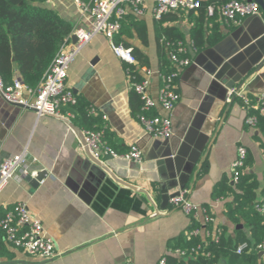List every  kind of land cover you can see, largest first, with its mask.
Wrapping results in <instances>:
<instances>
[{
  "label": "crops",
  "instance_id": "1",
  "mask_svg": "<svg viewBox=\"0 0 264 264\" xmlns=\"http://www.w3.org/2000/svg\"><path fill=\"white\" fill-rule=\"evenodd\" d=\"M154 1L144 0L145 13L137 17L146 23L147 44L135 33L126 41L128 48L147 56L149 64L137 71L140 80L144 68L155 72L148 90L156 98L162 85L156 72L162 71ZM45 5L73 27L85 24L72 0H46ZM171 14L176 20L163 26L184 32L190 51V18L176 11ZM259 20L264 22L261 10L237 26L218 18L221 39L190 51L191 64L175 81L180 101L171 113L169 139L152 138L139 122L141 101L131 89L136 80L130 64L113 55L103 35L85 45L69 67L66 86L101 117L110 147L124 152L137 145L143 154L141 163L105 156L96 164L80 147L69 117L37 118L32 110L0 97V164L26 150L36 159L35 166L46 172L36 188L19 176L10 180L0 192V210L25 202L60 253L52 260L35 259L13 248L1 233L0 264H122L127 259L133 264H157L162 255L176 249L172 248L175 238L190 225V218L169 204L180 185L191 202L209 207L215 227L225 226L232 233L234 225L223 215L224 200H214L212 191L223 175L230 177L239 145L245 146L251 161L245 170L256 178L257 196L264 195V135L245 124L247 112L240 100L226 101L229 87L242 85L249 101H257L264 91V65L259 71L254 65L264 50V34L251 40L261 30ZM211 29V23L204 26L206 39ZM154 114H163L158 105L147 113Z\"/></svg>",
  "mask_w": 264,
  "mask_h": 264
},
{
  "label": "built area",
  "instance_id": "2",
  "mask_svg": "<svg viewBox=\"0 0 264 264\" xmlns=\"http://www.w3.org/2000/svg\"><path fill=\"white\" fill-rule=\"evenodd\" d=\"M78 8L84 25H75L68 40L59 48L57 55L52 61L44 77L35 86L24 84L19 78L14 79L11 84H5L0 77V97L10 105L21 109L32 110L36 117L50 116L55 118H68L69 113H62V107L72 105L76 102L75 94L67 88L66 78L70 65L80 54L81 50L95 36L103 35L110 44L113 55L128 64H136V59L131 48L123 44H116L113 41L114 35L120 31L121 21L125 14L132 13L135 17H141L145 13L144 0H72ZM200 6V0H155L152 15L155 20H160L164 14L178 10L192 11ZM214 6L207 7V15L213 16ZM259 5L254 0H230L220 6L219 17L230 26L239 25L244 19L258 15ZM71 36L75 41H71ZM171 46L170 43H166ZM191 50L194 48L191 46ZM190 51L181 42L177 43V53L170 52L169 59L172 70L168 73L156 72L162 82L156 98L149 93L150 78L155 73L150 68L143 69V77L140 81L131 83L132 91L141 101L139 122L143 126L146 134L156 139H169L173 135L171 113L180 101V94L175 88V81L180 72L191 64ZM234 99L249 104V99L243 91V86L230 87L227 89L226 101ZM258 103L254 109L264 114V91L258 98ZM159 106L163 114L147 115L154 107ZM94 111L93 108L90 110ZM245 124L254 128L257 125V117L249 115L245 118ZM83 140L81 148L95 160H101L105 156L124 159L134 163L143 161V154L140 148L132 144L126 151L117 152L108 147L104 140L102 130H81ZM247 158L245 146L239 145L236 149V157L230 165V179L232 183H237L244 168ZM36 159L28 155L26 150L19 154L5 158L0 164V192L10 180L19 176L34 177L40 168L35 166ZM169 204L181 210L188 217H192L199 223L189 235H202L203 228L213 224L214 218L208 213L209 207L191 202L185 195L184 190H179L169 198ZM256 210L264 215V195L257 199ZM216 231H218L216 229ZM209 235L217 241L216 234ZM0 232L7 243L13 248L22 251L24 254L41 261L52 260L59 256L54 239L49 236L39 218H37L28 208L25 202H16L11 207L0 210ZM247 248L246 243L240 244L236 253L240 254ZM200 249V244L186 249L176 248L169 250L162 255L157 264H168L167 256L173 255L182 260H187ZM256 250L263 252L264 240L257 244ZM122 264H133L130 260H125Z\"/></svg>",
  "mask_w": 264,
  "mask_h": 264
},
{
  "label": "trees",
  "instance_id": "3",
  "mask_svg": "<svg viewBox=\"0 0 264 264\" xmlns=\"http://www.w3.org/2000/svg\"><path fill=\"white\" fill-rule=\"evenodd\" d=\"M228 1L230 0H200V6L196 10L176 11L190 18L189 39L195 51H199L205 45H213L221 39L217 25L220 18L218 11L220 6ZM45 2L46 0H0V77L5 84H11L14 79L19 78L24 84L35 87L46 74L60 46L71 35L73 25L57 11L48 8ZM208 6H214L213 16L207 15ZM176 18V14L169 12L160 20L154 21L158 61L163 73L172 70L169 53L179 54L177 53L178 42L188 49L184 32L175 26H163L167 20L173 21ZM209 23L212 24V29L206 39L204 26ZM134 33L143 44H147L146 23L127 13L113 41L130 47L126 39L131 38ZM166 43H170L171 46H167ZM131 51L136 59V65L128 66L130 75L135 77L136 81H140L137 69L148 65V58L137 48L132 47ZM75 99L76 102L65 106L62 112L69 113L70 121L80 129L102 130L103 140L110 147L106 141L101 117L90 111L92 107L83 97L75 94ZM240 103L246 109L247 116L257 117L255 128L264 135V114L253 107L258 101L250 100L248 105L242 101ZM261 146L264 150V144ZM250 165L251 161L247 156L237 183H232L230 177L223 175L213 187L212 198L224 200L223 215L234 225L232 233H229L225 226L215 227L209 224L203 228L202 235H189L199 226L196 220L189 217L190 225L186 233L175 238L172 248L189 251L200 244V249L186 261L168 255V264H264V260L258 257L256 250L257 244L264 240V215L257 212L255 207L258 183L254 174L245 170ZM262 193L264 194V190ZM208 213L212 216L210 209ZM238 225H241V228H236ZM215 231L218 232L217 241L209 236ZM242 243H246L247 248L237 254L236 249ZM0 248H2L1 243Z\"/></svg>",
  "mask_w": 264,
  "mask_h": 264
},
{
  "label": "water",
  "instance_id": "4",
  "mask_svg": "<svg viewBox=\"0 0 264 264\" xmlns=\"http://www.w3.org/2000/svg\"><path fill=\"white\" fill-rule=\"evenodd\" d=\"M254 1L259 5L261 12L264 14V0H254ZM259 21L261 23V30L258 31V29H257V31H258L257 33H259V34L258 35L256 34L257 36L256 35H252L251 40H255V39H257L258 36H260L261 34H264V22H262L261 20H259ZM71 40H72V42H74L75 41V37L71 36ZM242 47L243 46H240L239 48H242ZM254 65H255L256 71H259L262 68V66L264 65V50L260 51L259 57H258V59H257V61L255 62ZM68 124L73 129V131L79 136L80 141H82L83 140V136H82L81 130L79 128L75 127L70 122H68ZM108 157L111 158V156H108ZM89 158L93 162H95L96 164H99L98 160L93 159L91 156H89ZM45 175H46L45 171H39L34 177H31V176L27 175V176H24L23 179L26 182H28L32 187L36 188L39 185V183L43 180ZM183 187H184L183 185H180V190H184ZM236 228H241V225L236 226ZM258 257L259 258L263 257V252H258Z\"/></svg>",
  "mask_w": 264,
  "mask_h": 264
}]
</instances>
